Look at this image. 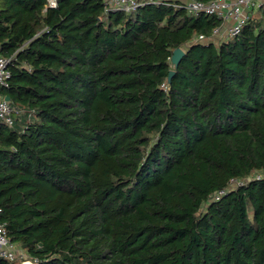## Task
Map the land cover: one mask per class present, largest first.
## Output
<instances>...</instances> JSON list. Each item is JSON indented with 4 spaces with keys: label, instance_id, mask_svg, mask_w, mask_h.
<instances>
[{
    "label": "trees",
    "instance_id": "1",
    "mask_svg": "<svg viewBox=\"0 0 264 264\" xmlns=\"http://www.w3.org/2000/svg\"><path fill=\"white\" fill-rule=\"evenodd\" d=\"M222 23L0 0L18 109L0 121V222L34 264H264V6L191 43Z\"/></svg>",
    "mask_w": 264,
    "mask_h": 264
},
{
    "label": "built area",
    "instance_id": "2",
    "mask_svg": "<svg viewBox=\"0 0 264 264\" xmlns=\"http://www.w3.org/2000/svg\"><path fill=\"white\" fill-rule=\"evenodd\" d=\"M104 2L108 8L118 11H129L147 2H164L182 6L188 13L196 16L200 14L217 15L223 20L221 26L216 27L210 36L200 34L191 40V43L202 42L206 44L209 42L217 43L222 39L238 35L249 19L251 12L264 6V0H210L208 2L199 0H104ZM48 3L50 6H56V0H48ZM8 63L9 59L0 54V89L7 84V79L10 76ZM17 111L18 109L9 100L0 95V121L12 127L15 123L14 113ZM233 184L236 186L237 182L232 180L230 188H233ZM222 193H224L223 190L219 191L213 198L218 199ZM0 259L19 261L21 264H34L36 262L28 259L25 252L8 239L5 224L1 222Z\"/></svg>",
    "mask_w": 264,
    "mask_h": 264
},
{
    "label": "water",
    "instance_id": "3",
    "mask_svg": "<svg viewBox=\"0 0 264 264\" xmlns=\"http://www.w3.org/2000/svg\"><path fill=\"white\" fill-rule=\"evenodd\" d=\"M184 53H185V50L182 47H177L176 49H174L172 56H171L172 63L177 65L180 62ZM172 74H173V71H171L169 74V77H168L169 81L171 79ZM5 99L9 100V96H6Z\"/></svg>",
    "mask_w": 264,
    "mask_h": 264
},
{
    "label": "rangeland",
    "instance_id": "4",
    "mask_svg": "<svg viewBox=\"0 0 264 264\" xmlns=\"http://www.w3.org/2000/svg\"><path fill=\"white\" fill-rule=\"evenodd\" d=\"M232 187H235V184H233Z\"/></svg>",
    "mask_w": 264,
    "mask_h": 264
},
{
    "label": "crops",
    "instance_id": "5",
    "mask_svg": "<svg viewBox=\"0 0 264 264\" xmlns=\"http://www.w3.org/2000/svg\"><path fill=\"white\" fill-rule=\"evenodd\" d=\"M27 264H31V263H27Z\"/></svg>",
    "mask_w": 264,
    "mask_h": 264
}]
</instances>
